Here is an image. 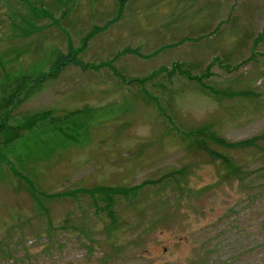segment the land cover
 I'll return each instance as SVG.
<instances>
[{
	"label": "rangeland",
	"instance_id": "1",
	"mask_svg": "<svg viewBox=\"0 0 264 264\" xmlns=\"http://www.w3.org/2000/svg\"><path fill=\"white\" fill-rule=\"evenodd\" d=\"M116 16L77 54L84 66L68 65L10 111L104 108L79 140L44 146L40 158L33 131L5 152L0 264H264V139L230 151L211 144L240 168L232 176L184 136L199 126L232 142L264 134V0H125L121 8L119 0H0V73L46 69L49 46L78 49L92 26ZM12 22L30 35L12 37ZM124 47L143 57L113 59ZM16 52L23 57L8 64ZM174 61L200 81L176 73L168 84L160 70L146 81L165 115L120 80ZM178 169L185 173L174 188L166 177ZM13 170H31L38 191L61 195L37 194L38 204ZM99 183L141 188L119 196L113 221L87 192Z\"/></svg>",
	"mask_w": 264,
	"mask_h": 264
},
{
	"label": "trees",
	"instance_id": "2",
	"mask_svg": "<svg viewBox=\"0 0 264 264\" xmlns=\"http://www.w3.org/2000/svg\"><path fill=\"white\" fill-rule=\"evenodd\" d=\"M124 3L125 0H119L120 8L124 5ZM31 10L35 16L49 18H52L53 16L52 12L45 9L44 7H41L37 10L31 7ZM118 19L119 16H116L103 25L92 26V28L89 29L82 38L81 45L78 49H74L69 41L65 51H63L57 45L49 46L46 50V69L40 68V66L25 68L21 64L15 69L11 67L8 70L0 73V178L3 177V173H5L2 169V163L6 158L5 152H9V149L14 145L15 142L19 140L24 142L28 132L33 131L32 150L33 153L39 154L33 155L40 158L39 156H41L43 153L44 146H47V149L50 150V148L56 146L58 142L65 143L67 140H79L86 133L88 127L94 123L95 119L98 118L100 111L104 110L102 107L84 105L82 107L72 108L62 115L53 114L51 110H43L40 112H34L33 114H25L19 117H13L10 115L11 109L15 106L18 100L21 99V97L27 98L37 93L43 87L46 81L55 79L68 65H83L78 59L77 54L86 47L87 42L92 37L102 30L107 29ZM22 22L26 23L27 26H31L33 29L34 26H36L34 22L26 19V17L22 18ZM12 24H14V22H12ZM14 25L16 26H13L10 32L12 37L20 38L30 35L28 32H23L29 30L20 27V25L16 23ZM126 52H131L143 57L142 54L139 53L138 48L129 49V47H124L121 49V52H117L113 56V59ZM22 57L23 55H21V53L16 52L15 56L8 62V64L17 61ZM18 63H20V61ZM182 65H184L182 62L174 61L172 62L170 68L159 67L156 71H152L149 73V75H146L143 78L130 77L125 79L124 77H121L120 80L126 84L137 85L140 91L147 95V97L155 103L159 112L162 115H165L159 101V95H153L146 92L145 82L158 75L159 70L161 72L165 71V81L168 84L171 83V78L176 73L183 75L189 80L200 81V76L193 75L190 72L189 67L182 68ZM200 86L204 90L214 92L212 87L207 84L201 83ZM184 136L192 138L197 148L204 151L210 157V159L213 161H220V165L224 166L229 175L232 176L238 175L240 168L232 164L229 154H225L226 152L224 153L222 150L212 147L211 144L224 147L230 151L231 149L256 147L258 145V141L264 139V134H261L255 135L251 138L232 142L218 136L208 126H199L194 129H189L185 132ZM16 158L17 162L22 165L24 158H22L21 155L16 156ZM31 172V170H28L26 174H21L16 170H13V176H21L26 184L28 193L38 204H41V202L37 194L47 198L61 195L46 194L44 192L38 191L34 186L33 181L29 178L30 174H27ZM184 173L185 169H178L168 174L166 178H172L173 180L170 183H172V186L176 188L180 182L178 180L174 182L176 179L174 176L178 174L182 177L184 176ZM140 188V185L132 186L130 188H123L120 186L99 183L96 186H93L91 190H87V192L90 194L94 205L103 208L108 213L111 220L114 221L115 216L113 206L120 202L119 196L128 197L129 193L131 192L134 196L139 192ZM75 227L76 226H74V228Z\"/></svg>",
	"mask_w": 264,
	"mask_h": 264
}]
</instances>
